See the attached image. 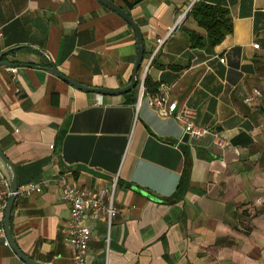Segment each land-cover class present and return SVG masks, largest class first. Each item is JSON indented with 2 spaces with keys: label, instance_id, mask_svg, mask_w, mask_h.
<instances>
[{
  "label": "crops",
  "instance_id": "obj_1",
  "mask_svg": "<svg viewBox=\"0 0 264 264\" xmlns=\"http://www.w3.org/2000/svg\"><path fill=\"white\" fill-rule=\"evenodd\" d=\"M112 1L144 37L138 86L147 77L171 86L179 108L195 109V123L228 144L190 138L147 96L138 106V86L101 95L50 71L92 88L129 85L136 33L98 0H0V54L21 47L3 57L11 66L0 67V147L19 187L49 183L41 194L17 197L14 243L34 261L73 264L71 207L58 175L80 191H100L120 174L112 226L89 210L87 264H264V0ZM198 2L230 11L234 31L215 47H193L190 32L207 34L188 11ZM5 218L0 210V264H27L10 244Z\"/></svg>",
  "mask_w": 264,
  "mask_h": 264
},
{
  "label": "built area",
  "instance_id": "obj_2",
  "mask_svg": "<svg viewBox=\"0 0 264 264\" xmlns=\"http://www.w3.org/2000/svg\"><path fill=\"white\" fill-rule=\"evenodd\" d=\"M191 5L188 11L193 9ZM3 33L0 29V39ZM259 44H254V48H259ZM153 55L152 59L154 58ZM224 62V59H222ZM139 101L138 106L144 96L148 97L149 105L154 108L157 114L162 118H176L180 120L185 127V133L192 139H200L208 135H213L215 143L221 147H225L228 143L223 136L210 128L202 127L195 123L197 111L193 108L183 106L179 108L177 100L172 98L171 86L161 84L157 92L150 94L146 91L145 79L138 86ZM256 96H261V92L256 90ZM120 174L112 181L109 188L100 191H80L75 187L66 175L60 174L57 182L61 187L62 199L69 203L71 207L70 219L67 223V242L73 252V264H87L86 257L89 252V245L92 238V231L85 221L90 216L89 210H93L92 214L95 218L102 213L108 218L109 227L116 215L115 196L119 186ZM48 181L41 180L23 185L18 188L17 192L11 189L9 178L0 164V210L6 211L9 199L12 195L17 197H29L33 194H41L48 187ZM264 189V181H263ZM107 250L110 245V236L106 239ZM9 245V243H7Z\"/></svg>",
  "mask_w": 264,
  "mask_h": 264
},
{
  "label": "water",
  "instance_id": "obj_3",
  "mask_svg": "<svg viewBox=\"0 0 264 264\" xmlns=\"http://www.w3.org/2000/svg\"><path fill=\"white\" fill-rule=\"evenodd\" d=\"M98 1L103 6L107 7L108 9H110V10L114 11L115 13H117L118 15H120L134 29V31L136 33L137 44H138V56H137L134 72L132 75V79H131L129 85L126 86L125 88L117 90V91H112V90L102 89V88H92V87L82 85L76 81H73L72 79H70V78L66 77L65 75H63L62 73H60L55 67H52L50 69V71L52 73L56 74L57 76H59L61 79H63L64 81H66L70 85H72L73 87H76V88L83 90V91H86V92L98 93L101 95H105V94H109V95L127 94V93L134 91L137 88L138 83H139L138 75H139V71L142 67L144 57H145L144 37H143V34H142L139 26L135 23L133 18L126 11H124L123 8H121L119 5H117L112 0H98ZM20 48L21 47L10 49V50L0 54V67L1 66H11L10 63H6L3 61V57L9 53H12V52H15L16 50H19ZM0 164H1L2 168L4 169V171L6 172L8 178H9L12 191L14 193L17 192V190L19 188V181H18V175H17L16 168H15L14 164L5 155V153L1 147H0ZM62 166L65 169L69 168V170H71V171L81 170V171H85L87 173H90L92 175H95L97 177L102 176L101 173H98L97 171L90 169L86 166L75 165L74 167H69L64 161H62ZM16 199H17V196L15 194L12 195L11 198L9 199L8 207L6 209L5 228H6V232H7L10 244L13 247V249L15 250V252L19 255V257L24 262H26L27 264H43L41 262L34 261L31 258H29L28 256H26L25 254H23L13 241L12 234H11L10 221H11V214H12V210H13Z\"/></svg>",
  "mask_w": 264,
  "mask_h": 264
},
{
  "label": "trees",
  "instance_id": "obj_4",
  "mask_svg": "<svg viewBox=\"0 0 264 264\" xmlns=\"http://www.w3.org/2000/svg\"><path fill=\"white\" fill-rule=\"evenodd\" d=\"M191 14L207 32L205 37L193 31L190 32L193 47H215L234 31L230 11L225 7L198 2L194 5ZM159 86L153 84L149 77L145 79V87L148 93L157 92ZM187 184L188 178L184 176L177 192V198L184 194Z\"/></svg>",
  "mask_w": 264,
  "mask_h": 264
}]
</instances>
